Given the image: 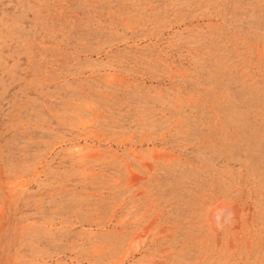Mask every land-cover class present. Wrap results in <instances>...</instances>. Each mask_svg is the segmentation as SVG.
I'll return each instance as SVG.
<instances>
[{
  "label": "rangeland",
  "instance_id": "rangeland-1",
  "mask_svg": "<svg viewBox=\"0 0 264 264\" xmlns=\"http://www.w3.org/2000/svg\"><path fill=\"white\" fill-rule=\"evenodd\" d=\"M0 264H264V0H0Z\"/></svg>",
  "mask_w": 264,
  "mask_h": 264
}]
</instances>
